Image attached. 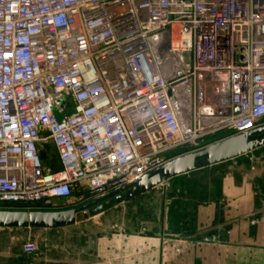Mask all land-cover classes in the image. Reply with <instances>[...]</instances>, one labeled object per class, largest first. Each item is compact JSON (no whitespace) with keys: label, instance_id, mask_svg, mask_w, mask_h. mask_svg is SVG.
<instances>
[{"label":"built area","instance_id":"obj_1","mask_svg":"<svg viewBox=\"0 0 264 264\" xmlns=\"http://www.w3.org/2000/svg\"><path fill=\"white\" fill-rule=\"evenodd\" d=\"M263 121L264 0H0V211L100 199Z\"/></svg>","mask_w":264,"mask_h":264},{"label":"crops","instance_id":"obj_2","mask_svg":"<svg viewBox=\"0 0 264 264\" xmlns=\"http://www.w3.org/2000/svg\"><path fill=\"white\" fill-rule=\"evenodd\" d=\"M249 155L114 206L88 220L92 231L0 229V264H264V159ZM126 204L128 217L117 216Z\"/></svg>","mask_w":264,"mask_h":264},{"label":"water","instance_id":"obj_3","mask_svg":"<svg viewBox=\"0 0 264 264\" xmlns=\"http://www.w3.org/2000/svg\"><path fill=\"white\" fill-rule=\"evenodd\" d=\"M188 2L189 0H182ZM238 114V109H234ZM264 148V126L243 135L230 137L210 144L198 151L171 160L128 186L120 188L106 197L89 201L83 206L59 212L0 211V229L55 230L71 227L78 216L87 218L108 210L114 201L120 203L143 195L163 182L195 172L199 168H210L227 163Z\"/></svg>","mask_w":264,"mask_h":264},{"label":"rangeland","instance_id":"obj_4","mask_svg":"<svg viewBox=\"0 0 264 264\" xmlns=\"http://www.w3.org/2000/svg\"><path fill=\"white\" fill-rule=\"evenodd\" d=\"M262 125L261 126H264V121L261 123ZM220 138V137H219ZM216 140V139H214ZM214 140H211V141H203L202 143H200L199 145H197V147H194V148H188V147H184V148H179V149H175L171 152H169L166 157H165V160L166 162H169L171 160H174L176 158H179V157H182V156H185L187 154H190L192 152H195V151H198L210 144H213ZM219 140V139H218ZM219 142V141H217ZM38 154H39V157H40V160H41V165H42V170H43V173H56L58 172L59 170V163H58V160H57V156H56V153H55V150L54 148L48 143V144H45V145H39L38 147ZM249 157H251V159H259V160H263L264 159V149H259L255 152H252ZM264 161V160H263ZM261 161V162H263ZM254 163V162H253ZM255 165V164H254ZM257 166H255L256 168ZM203 180H206V177L203 179ZM173 181V180H172ZM165 182H163L161 185H163ZM170 184H173V185H176V182H170ZM160 185V186H161ZM111 193L113 192H110L108 193L107 195H105L104 197L110 195ZM122 197V201L120 203H115L114 201L112 202V204L110 205V208H108V210H104V211H100L98 214L96 215H89V211H92L93 208H91L88 212H87V218L84 219L83 215H79L78 216V222H85L86 224V228L90 229L92 231V229L94 228H91V227H95V226H92V225H95L93 222H89L88 223V220L90 218L93 219V217H97L99 216L100 214L104 213V212H108L109 210L111 211L114 206H118L119 204H124V203H133L132 201H134V199H129V200H126L124 198V196H121ZM80 198L78 197H73L72 200L66 202V201H55V200H51L49 201L48 203L44 204V205H41V206H38L37 207V210L38 211H42V212H59V211H65L67 209H70V208H77V207H80V206H83L85 205L86 203H88L89 201H92V200H95V199H81L79 200ZM79 200V201H77ZM85 200V201H84ZM142 201V200H140ZM74 202H76L74 204ZM78 202V203H77ZM73 204V205H72ZM131 204H126V206L123 208V206L121 208H116V213H117V216L119 214V211H121V216H125V217H128V214L129 212H131L132 209H130ZM105 223L103 221L104 224H107V223H111L112 221V214H110V216H106L105 218ZM96 221V220H95ZM108 221V222H107ZM36 250H37V247H36Z\"/></svg>","mask_w":264,"mask_h":264},{"label":"trees","instance_id":"obj_5","mask_svg":"<svg viewBox=\"0 0 264 264\" xmlns=\"http://www.w3.org/2000/svg\"><path fill=\"white\" fill-rule=\"evenodd\" d=\"M59 170H60V167H59ZM59 170H58V171H59ZM56 173H57V172H56Z\"/></svg>","mask_w":264,"mask_h":264},{"label":"flooded vegetation","instance_id":"obj_6","mask_svg":"<svg viewBox=\"0 0 264 264\" xmlns=\"http://www.w3.org/2000/svg\"><path fill=\"white\" fill-rule=\"evenodd\" d=\"M260 127H262V126H260Z\"/></svg>","mask_w":264,"mask_h":264}]
</instances>
